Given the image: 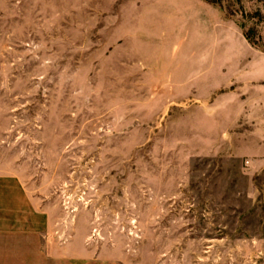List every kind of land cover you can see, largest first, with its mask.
<instances>
[{
	"label": "rangeland",
	"instance_id": "1",
	"mask_svg": "<svg viewBox=\"0 0 264 264\" xmlns=\"http://www.w3.org/2000/svg\"><path fill=\"white\" fill-rule=\"evenodd\" d=\"M219 16L264 52V0H0V180L117 264H264L249 58L197 27Z\"/></svg>",
	"mask_w": 264,
	"mask_h": 264
},
{
	"label": "crops",
	"instance_id": "2",
	"mask_svg": "<svg viewBox=\"0 0 264 264\" xmlns=\"http://www.w3.org/2000/svg\"><path fill=\"white\" fill-rule=\"evenodd\" d=\"M178 8V48L182 44L188 50L194 46V39L188 36L192 28L189 20L193 18L194 11L187 6ZM214 20L213 28L209 21L197 26L205 25L204 30L200 29V34L203 35L201 40L204 46L208 45V51L211 47L221 48L228 44L230 56L249 58L245 67L233 65L227 73L230 80L246 85L244 89L249 88L250 94L254 89V96L244 97L242 102L246 112H253L254 168H259L264 165V95L258 96L259 86L264 84V52L253 48L242 34H239L238 40L228 42L226 18L219 16ZM168 40L173 41L171 38ZM239 44L246 46L244 54ZM5 184H14L15 192L2 187ZM0 185V264H117L93 244L90 233L76 231L75 226L55 224L51 209L31 207L26 193L18 187L16 180H0ZM67 229L72 230L68 232Z\"/></svg>",
	"mask_w": 264,
	"mask_h": 264
},
{
	"label": "trees",
	"instance_id": "3",
	"mask_svg": "<svg viewBox=\"0 0 264 264\" xmlns=\"http://www.w3.org/2000/svg\"><path fill=\"white\" fill-rule=\"evenodd\" d=\"M246 36H247V38L250 40V42H253L252 37H251L249 34L246 35ZM254 45H259L258 42H257L256 40H254Z\"/></svg>",
	"mask_w": 264,
	"mask_h": 264
}]
</instances>
